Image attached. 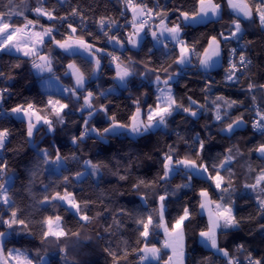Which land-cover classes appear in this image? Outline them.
Returning a JSON list of instances; mask_svg holds the SVG:
<instances>
[{"label":"trees","instance_id":"trees-1","mask_svg":"<svg viewBox=\"0 0 264 264\" xmlns=\"http://www.w3.org/2000/svg\"><path fill=\"white\" fill-rule=\"evenodd\" d=\"M144 1L147 8L153 9L155 31L158 32L157 26L161 24V17L156 13H167L163 25L180 23L181 39L190 49L195 48L190 56L191 63L185 66L176 63L179 57L177 44H173L167 52L150 35V26L142 32L140 46L137 49L130 47L127 37L131 34L132 25H128L125 35L119 38L124 42V46L118 45L114 52L119 60L112 61L107 55L110 52L109 42L104 35L110 28L104 32L98 29L101 18L117 21L125 17L126 21H132V10H127L124 0H0V11L13 13L7 19L15 25L23 24L25 17L37 20V13L33 11L36 7L54 10L56 17L66 19L49 20L40 16L39 24L46 28L53 27L57 39L67 38V33L71 31L68 24H72L77 29L73 34L75 38L83 37L105 49V52L97 54L102 59L95 79L90 75L95 67L93 61L90 63L89 59L78 53L56 50L50 42L43 46L42 53L49 54L53 71H45L38 76L35 75L36 69L32 67L30 57L0 52V71L4 73V76H0V90H8L0 93L4 97L0 101V130L9 131L6 147L2 150L4 158L0 159L6 164L0 171V183L5 184L7 178L12 177L8 186L10 203L0 204V216L8 220L11 212L16 211L18 218L25 220L28 225L26 231H21V225H13V229H8L6 224L0 223V231L9 232L4 240L6 249H27L33 258L39 251L47 260L46 264H114L109 251L115 254L118 264H141L142 253L139 250L147 244L161 249L160 259L147 264H162L169 257V251L163 247L164 234L153 225L145 240L140 236L143 229L137 221L146 219L149 214L153 215L154 222L158 220L159 196L167 190L176 193L169 195L165 201L164 219L169 227L183 214L185 207L191 213L182 226L185 234L184 264H228L229 259L244 260L249 252L254 258H264V229L260 227L264 225V214L256 199L257 192L264 187V181L257 186L256 192L245 187L255 184L264 170V157L256 151L264 144V137L253 132L250 126L252 107H264V89L259 87L264 84V28L255 14L251 20L242 18V38L221 40L220 65L204 71L199 64L209 40L212 36L221 39V32L230 35L231 21L236 18L226 0H214L221 4L217 18L196 25H184L177 9L189 13L198 10L197 0ZM73 9L77 10V15H72ZM114 34L119 35L118 32ZM237 43L245 45V56L250 63L233 84L227 85L228 52ZM71 63H75L84 73L87 80L85 89L95 93L92 100L94 108L107 105L109 115L115 114L122 123H130V117L136 112L135 101H139L142 118L146 122L148 106L156 105V76L162 81L171 76L169 85L177 101L188 107V97H191L196 101L191 105L192 111H196V108L200 111H196L195 117L189 113L174 112L168 118L167 128L160 127L141 137L105 134L106 140H100L96 133H88L83 140L73 144L72 138L79 137L84 131L85 119H89V127L99 129L107 127L110 121L99 111L89 118V109L81 110L86 90H79L77 95H68L63 99V103L69 107L61 113L64 122L58 123L54 110L47 103L48 95L34 91L37 81L49 75L67 87L73 86L71 76L65 74ZM117 63L127 66L132 75L119 91L106 92L116 84ZM17 64L20 66L16 67ZM250 82L256 87L249 92ZM217 97L236 100L238 103L229 108L224 100H217ZM28 103L34 105V110L40 116L53 122L52 131L43 121L37 124L31 137L32 144L27 136L26 121L17 120L10 114L13 107L27 106ZM217 110L221 115L219 121L215 119ZM240 116L244 121L240 127L230 133L221 131ZM197 134L199 139L205 141L203 151L199 148ZM169 145L174 149V159H195L199 153L202 162L209 165L210 172L213 171L212 164L219 165L231 155V161L219 171L224 177L225 187L231 181L229 191L223 195L225 202L231 201L233 215L239 220V226L219 229L217 232L218 245L229 252L228 257L205 248L199 242V232L206 230L208 225L206 216L200 211L199 192L208 189L210 198L220 202L221 193L215 189L213 182L193 176L189 187L176 190L177 185L189 183L182 168L166 180L159 179L163 175V155L169 151ZM37 148L48 150L49 163L44 162L45 158L37 152ZM57 149L59 155L68 159L61 161L59 171L55 172V165L50 161L55 160ZM85 161L106 167H101L96 175H92L91 165L85 167ZM78 172L85 176L78 179ZM65 176L69 178L67 182L64 181ZM120 176L125 179L121 180ZM141 180L145 183L141 184ZM65 190L73 193L78 202L89 201L87 208L81 204V214L88 215L90 220H81L79 214L71 212L59 200H51L56 192L63 195ZM45 195L49 197V202L41 203ZM57 215L62 217L61 224L69 235L61 237L59 241L49 237L42 242L44 226L41 222L48 216ZM138 240L140 243H137ZM239 245H244V250H238ZM62 248L66 251L62 252Z\"/></svg>","mask_w":264,"mask_h":264},{"label":"snow or ice","instance_id":"snow-or-ice-1","mask_svg":"<svg viewBox=\"0 0 264 264\" xmlns=\"http://www.w3.org/2000/svg\"><path fill=\"white\" fill-rule=\"evenodd\" d=\"M126 3L131 7L133 11V20L131 21L134 32L127 37V42L131 44L133 47H137L140 39V34L144 32L145 25L147 24V17L153 14V9L147 8L146 4L135 5L132 0H126ZM198 10L194 9L191 13L188 11H181L177 9L179 12V16L183 17V22L185 24L188 23H203L205 20L209 19L210 16L218 17L220 15L221 4L214 2V0H197ZM227 5L232 12L235 13L236 18L231 21V26L229 28L230 35L226 36L223 32L219 33L221 39H218L217 36H212L208 42V47L204 49L203 58L200 59V65L205 70L210 67L215 66L216 60L213 58H219L221 55V40L227 41L230 39H239L242 38L243 27H242V18L251 20L253 15L255 14L258 19L260 26L264 28V0H252L250 3L249 0H227ZM137 8H139V13H137ZM33 11L37 13V20L27 19L25 17V22L21 25H15L11 23L7 17L12 15L13 13H4L0 11V52H11L13 49L16 52H22L24 56L31 57L39 55V46H44L46 43L50 42L54 44L59 49H62L65 53H75L76 50H82L89 54L91 57L90 63L94 61L95 67L92 69L91 76H95L97 72L100 71L101 67V59L102 57H98V53L105 52V49L97 48L94 43L87 41L83 37L75 38L73 36L74 33L77 32V29L72 26V24H68V28L71 29L69 33H67V38L65 39H57L54 33L53 27L44 28L43 25H40L42 31L35 30L37 24L39 23V17L45 16L49 20H65L66 17H56L53 14V11H47L42 7H36ZM77 10L73 9L72 15H77ZM19 15H23V13H19ZM141 15L144 18L137 20V16ZM156 15L161 17V24H163L164 19L167 18V13H156ZM115 21H111V24H114ZM101 30L104 27V19L101 18L100 21ZM181 25L180 23L173 24L172 27L164 26L163 30L157 35L156 32H152L153 39L157 42H161V38L164 37V33H168L166 39H170L175 41L176 44L180 45L179 49V57L176 60L178 64H187L191 63L190 56L193 52H195V48H189L185 41L181 39ZM239 34V35H238ZM63 35V34H62ZM91 35V33H88ZM104 35L107 37L109 43H115L121 47L124 46V42L119 39L117 36L109 35L108 32H104ZM45 37H48V41L45 40ZM166 46V45H165ZM237 53V49L232 48L229 51V56H235ZM107 55L112 58L113 61H118L119 57L115 56L112 52H107ZM40 63H37L35 60L32 62V67L38 72H52V61L48 56L39 55ZM250 61L247 60L246 56L243 52L239 55V66L237 63L229 60V68L226 70L227 80L238 79L236 73L241 70L242 67H246ZM20 65L17 64L16 67ZM117 72L116 78L121 81L122 84L126 85L127 78L132 75V72L129 70L127 66H122L120 63H117ZM69 69H72V77L74 78V85L66 88L65 91L70 92L72 95H77L79 90H86V77L83 72L75 65V63H71L68 65ZM167 71V69H164ZM66 75L68 73H65ZM0 76H4V73L0 71ZM172 77L169 76L167 80H164L163 83L165 85L164 88H158V92L160 93L156 97V105L153 107L152 105L148 106L147 114H146V122L142 118L143 114L141 112V108L139 106V101H135L137 107L136 112L130 117V123H122L117 120L115 114L109 115V110L107 105H100L99 109H95L92 103L93 98L95 97V93L91 90H86V95L84 96V105L81 110L89 109L88 117L91 118L96 111L103 112L106 118L110 121L107 127L103 129L96 128L94 126L89 127V119H85L83 121L84 131L81 133L79 137H73L72 143L76 144L78 141L83 140L88 133H96V136L100 140H106L105 134L112 135H128L131 137H141L145 134L151 132L153 129H158L161 126L164 128L168 127V118L173 115L175 111L182 110L185 113H189L191 116L195 117L197 115L196 111H192L191 105H194L196 101L192 100L191 97L189 99V106L185 107L183 103L177 101V98L172 94L171 87L169 85V80ZM156 81L160 82V77L156 76ZM256 85L253 83L248 84V90L252 91ZM261 89H264V84L259 85ZM8 90L2 89L0 93L7 92ZM112 89L106 90V92H111ZM106 93H101L100 95H105ZM79 98V97H77ZM4 99L3 95L0 94V101ZM217 100H224V103L229 107H233L238 103L236 100H225L224 97H217ZM253 100L255 97L253 96ZM49 105H52L54 114L57 117L58 123L64 122V117L61 115L64 109L69 107L66 103H61L59 100H52L49 98ZM215 103V101L213 102ZM242 103V102H241ZM11 113L17 115H23L28 120L27 123V136L31 138L33 136L34 129H37V124L43 120L44 124L48 125V130H53V122L43 117L36 115V111L34 110V105L32 103H28L27 106L17 105L11 109ZM227 113H225L226 115ZM35 116L36 123H33L32 117ZM216 120H221V115L219 114V110H217V114L215 116ZM242 116L237 117L232 123L228 124L226 129H221V131H234V125L238 127L241 123H243ZM253 128L261 130L264 133V115H261L260 120L256 121L253 124ZM9 135L8 129L0 130V150L5 149L6 147V137ZM197 140L199 143V148L203 151L205 147V141L199 139V134H197ZM169 151L164 153L162 160V168L163 175L159 176L160 180L168 179L171 174L177 172L181 167L184 170L185 176L189 183L180 184L176 186V190L181 188H187L190 186V182L193 179V176L196 175H204L207 180L213 182L215 189L219 190L221 195L219 197V201L213 200L210 198V193L208 189H201L199 192V196L201 197V201L199 207L203 211H207L208 213V225L206 230H201L199 232V236L201 237V242L206 246H210L212 249H215L218 252L223 253L225 257L229 256V252L220 248L217 240V229H228L235 228L239 226V220L236 216L233 215V209L231 206V201L225 202L224 193L229 191L231 187V181L228 182V186H224V177L220 174L219 169L224 168L227 163H229L232 159L231 155L225 157L224 161H222L219 165L212 164L210 172L209 165L202 162V158L199 153L196 154L195 159H190L185 157L183 160L173 158L174 149L171 145L168 146ZM256 151L261 153L264 156V144H261ZM38 153H43L44 162L49 163V153L47 149H39L37 148ZM231 152V149H229ZM68 157L59 155V149H57V155L55 160H51L50 162L57 167L60 166L61 161H66ZM197 161H201L198 163ZM85 164L91 165V174L96 175L101 167H106V165H102L100 163H92L91 161H85ZM6 167V164L0 162V171ZM77 176L83 175V173H76ZM121 180L125 179L124 176L119 177ZM68 177H64V181H68ZM261 181H264V170L261 171V175L257 178V182L251 185H245L246 188H251L254 192L257 191V186L261 184ZM141 184L145 183L144 181H140ZM175 191L169 193L165 190L163 195L159 196V218L154 222L153 215L149 214L147 218H141L137 221L139 225L142 226V231L140 232V236L147 240L150 235V226L155 228H162L164 231V235L166 237L163 247L170 248L172 250V256L168 257L167 264H173V260L175 259L176 264H184V229L183 225L186 220L189 219L191 213L187 207L184 208L183 214L179 216L174 223L169 225L165 222L164 219V211H165V201L169 195H175ZM0 196L3 198V203L9 204L10 197L8 196V189H6L3 183H0ZM257 203L259 205V209L262 214H264V187H261L257 192ZM51 200H59L65 202L68 205V208L74 209L77 214L80 215L81 220L88 221L91 218L86 214H81V204H83L84 208H87L89 201H81L78 202L73 193L65 190L64 194L61 195L59 192H56ZM49 202V197L47 195L44 196L41 203ZM211 205H215V207H211ZM154 211H156L154 209ZM99 215V214H98ZM62 217L57 215L55 217L48 216L41 223L44 226L41 232V241L48 239L49 237L55 238L57 241L60 240L61 237H65L69 235V232L65 231L64 227L61 224ZM0 223L6 224L8 229H13V225H21L23 226L21 231H26L28 229V225L23 219H19L16 211L11 212V216L8 220H4L3 216H0ZM261 229H264V225L260 226ZM72 235H78V233H71ZM9 235L7 231H0V264H34V259L36 264H44V257L40 255L39 251L36 252L35 258H33L27 249L21 250L19 248H7L5 247L4 240L5 237ZM137 243H140L138 240ZM238 250H244V245H239ZM62 252L66 251L65 249H61ZM106 251H109L106 249ZM139 251L142 252L140 257L141 264H144L146 261L151 260H159L161 249L156 247L155 245L149 247L145 244L143 249ZM109 255L113 256L114 264H118L116 260V256L114 253L109 251ZM245 259L248 261V264H264V258H254L252 254L249 252ZM228 264H239V261L229 259Z\"/></svg>","mask_w":264,"mask_h":264},{"label":"built area","instance_id":"built-area-1","mask_svg":"<svg viewBox=\"0 0 264 264\" xmlns=\"http://www.w3.org/2000/svg\"><path fill=\"white\" fill-rule=\"evenodd\" d=\"M124 1H125V5H126V7H127V10L130 12V11L132 10L131 7L126 3V0H124ZM132 2H133V4H135V5H140V4H142V3L145 4V1H144V0H132ZM137 9L139 10V8H137ZM139 11H140V10H139ZM142 18H144V17L141 16L140 19H142ZM152 19H153V14H152L151 16L147 17V21H148V22H147V24L145 25V27L148 28V27L150 26V28H152V29H151V30H152L151 32L154 31V32L157 33V35H159L158 32L155 31V29H154V25H153V23H152ZM24 22H25V20H24ZM110 22H111L110 20H107V19L104 20V27H103V30H101V26H100L99 29H98V31H100V32H104L105 29L110 28L108 34H109V35H113V36H117L118 38H120V36L125 35V32H126V31H125V28H127L128 25H132V24H131V21H129V20L126 21V18H125V17H122L120 20L115 21L114 24H111V25H110ZM36 28H40V24H39V23L37 24ZM36 28H35V29H36ZM44 28H46V27H44ZM115 32H118L119 35H115V34H114ZM149 34H150V33H149ZM150 35L152 36V33H151ZM154 41H155V40H154ZM155 42H156V41H155ZM156 43H157V42H156ZM157 44H161V45L167 50V52H169V51L172 49L174 43H173L170 39L161 38V42H160V43H157ZM165 45H166V46H165ZM177 45H178V44H177ZM108 47H109V49H110V52L114 53V52L117 51L118 45L115 44V43H109ZM232 48L237 49V53H236L235 56H231V57H230V56H229V52H228L227 63H226L227 69L229 68V60H230V59H231L232 62L237 63L238 67H240V66H239V55H240L241 52H243V54L245 55V51H246L245 45H244L243 43H237V44H236L234 47H232ZM232 48H230V49H232ZM230 49H229V51H230ZM111 60H112V59H111ZM112 61H113V60H112ZM245 68H246V67H242L241 70L238 71V72L236 73V76H237V77L241 76ZM226 75H227V72H226ZM235 80H236L235 78H234L233 80H227L226 77H225V81H226V84H227V85H231V84H233V82H234ZM252 91H253V90H252ZM249 92H250V91H249ZM196 111H200V110L196 108ZM175 112H182L183 114L185 113V112H183L182 110H179V109H178L177 111H175ZM261 115H264V107H261L260 105H254V106L252 107V111H251L250 126H251L253 132H255V133L258 134V135H262V136L264 137V133H262L261 130H258V129L253 128V124H254L256 121L260 120ZM7 139H8V136L6 137V141H7ZM3 158H4V156H3L2 150H0V159H3ZM236 260L239 261V264H248V261H247L246 259H244V260H241V259H235L234 261H236Z\"/></svg>","mask_w":264,"mask_h":264},{"label":"rangeland","instance_id":"rangeland-1","mask_svg":"<svg viewBox=\"0 0 264 264\" xmlns=\"http://www.w3.org/2000/svg\"><path fill=\"white\" fill-rule=\"evenodd\" d=\"M138 13V12H137ZM132 15H133V13H132ZM42 17H44V18H46L47 19V17H45V16H42ZM133 17V16H132ZM215 18H217V17H214V16H210L209 17V19H207V20H205L203 23H205L206 21H208V20H211V19H215ZM182 19H183V17H182ZM132 20H133V18H132ZM137 20H138V17H137ZM184 23V22H183ZM203 23H199V22H197V23H188V24H192V25H196V24H203ZM184 25H187V24H185L184 23ZM164 26H166V25H163V24H160V25H158L157 26V30H158V32H159V34H160V32L163 30V27ZM167 27H172V26H167ZM35 30H37V31H42V29L41 28H36ZM134 32V29H132V32H131V34ZM180 35H181V33H180ZM168 36V33H164V37H167ZM164 37H162V38H164ZM49 38L48 37H45V40L47 41ZM172 41V40H171ZM141 42H142V38H141V36H140V39H139V43H138V46L137 47H133L131 44H129V46L130 47H132V48H134V49H137L139 46H140V44H141ZM173 43L174 44H176V42L175 41H173ZM40 50H39V55H45V56H48L49 57V59H50V56H49V54H43L42 53V48H43V46H37ZM56 50H59V51H63L62 49H59L58 47H56L55 45L53 46ZM97 47V46H96ZM97 48H99V47H97ZM178 49H180V45H178ZM12 51H15L14 49L12 50ZM80 52V51H79ZM17 54H20V55H22V56H24L23 55V53L22 52H17ZM39 55H37V56H31L30 58L32 59V61L33 60H35L37 63H40L41 61L39 60ZM26 57V56H25ZM202 58H203V55H202ZM215 60V59H214ZM221 62V61H220ZM189 63H187V64H181L182 66H185V65H188ZM220 65V64H219ZM214 67V66H213ZM212 67H210L209 69H211ZM115 70H116V72H117V67L115 66ZM47 77H49V78H53V79H56L55 77H52V76H47ZM98 77V72L96 73V75L95 76H92V78L93 79H95V78H97ZM59 83H61L58 79H56ZM115 82H116V84L115 85H113V86H111V87H109L108 89H112V91L110 92V93H115V92H117V91H119V89H122L123 87H124V85L125 84H122L121 83V81H119V79L118 78H116L115 77ZM62 84V83H61ZM73 84V83H72ZM62 85H64V84H62ZM86 85H87V80H86ZM86 85H85V87H86ZM154 85H155V91L156 92H158V88H164L165 87V85H164V83H163V81L161 80V78H160V82L158 83L157 81H156V79H155V81H154ZM159 85V86H158ZM65 87H67L66 85H64ZM171 87V86H170ZM67 88H69V87H67ZM50 90H52V91H54V90H56V89H53V88H51ZM171 90H172V88H171ZM159 93V92H158ZM62 99H64L65 97H67L68 95H72L70 92H68V91H65V92H62ZM26 107V106H25ZM36 115H37V113H36ZM19 117H21L24 121H26V123H28V120H27V118L26 117H23V115L21 114V115H18ZM35 120V116H33L32 117V121H34ZM242 124H240L238 127H240ZM162 127V126H161ZM235 128H237L235 125H234V129ZM153 130H155V129H153ZM152 130V131H153ZM225 132H227V133H230V132H228V131H226L225 130ZM29 141H30V143L32 144V142H31V138H29ZM59 167H56V169H58ZM182 168V167H181ZM173 174H171V176H172ZM85 176V174H83V175H81V176H78V179H81V178H83ZM170 176V177H171ZM196 176H198V177H202V178H205L206 176H207V174H204V175H196ZM169 177V178H170ZM206 179V178H205ZM67 209H69L71 212H73L74 214H77L76 212H75V210L74 209H70V208H68V205L65 203V202H62V201H60ZM159 204H160V202H159ZM211 207H215V205H211ZM200 211H201V213H203L205 216H206V218H207V221H208V213H207V211H203V210H201L200 209ZM158 214H159V207H158ZM165 218V217H164ZM229 229V228H228ZM160 231L164 234V231H163V229L162 228H160ZM219 231V229H217V232ZM6 238V237H5ZM165 239H166V237H165V235H164V241H165ZM199 242L205 247V248H207V249H209V250H212V251H216L215 249H212L210 246H206L204 243H202L201 242V237L199 236ZM144 248V247H143ZM165 249H167L168 251H169V256H172V250L170 249V248H165ZM142 253V252H141ZM157 260H151V261H146V262H144V264H147V263H149V262H156ZM167 262H168V259L165 261V262H163L162 264H167ZM47 263V260L46 259H44V264H46ZM173 264H176V261H175V259L173 260Z\"/></svg>","mask_w":264,"mask_h":264},{"label":"crops","instance_id":"crops-1","mask_svg":"<svg viewBox=\"0 0 264 264\" xmlns=\"http://www.w3.org/2000/svg\"><path fill=\"white\" fill-rule=\"evenodd\" d=\"M137 12L139 13V11L137 10ZM132 13H133V11L131 12V19L133 18L132 16ZM138 17V20L140 19V15H138L137 16ZM132 32V31H131ZM140 36H141V38H142V33L140 34ZM127 44H128V42H127ZM129 45V44H128ZM80 51V52H79ZM178 51H179V49H178ZM11 54H17V52L16 51H11L10 52ZM75 53H78V54H81L82 56H84L85 58H87V59H89V60H91V57H89V54L88 53H86V52H83L82 50H76L75 51ZM18 55H20V54H18ZM43 56H45V55H43ZM39 58V57H38ZM213 59H215L216 60V63H215V66L214 67H212L211 69H207V70H213V69H215V68H217L218 66H219V64H220V61H221V55H220V57L219 58H213ZM94 62V61H93ZM95 65V64H94ZM199 67H200V69L201 70H204V71H207V70H205L204 68H202L201 67V65L199 64ZM47 72V71H46ZM45 73V71L44 72H38V70H35V75H42V74H44ZM67 73H68V75H70L71 76V79H72V83H73V85H74V83H75V81H74V78L72 77V69H69L68 68V66H67ZM51 88H53V89H56V90H54V91H52V90H50ZM67 87H65L64 85H62L61 83H59L56 79H53V78H49V77H43V78H41V79H39L38 81H37V83H36V85H35V87H34V91H36L37 93H39V94H41V93H43V94H47L48 95V100H49V98H51L52 100H59V101H61V103H63V99H62V92H65V89H66ZM160 93H158L157 92V96L159 95ZM49 105V104H48ZM49 107L53 110V107H52V105H49ZM37 113V112H36ZM11 114V116L12 117H14V118H16L17 120H23L21 117H19L17 114H13V113H10ZM37 115H39L38 113H37ZM40 116V115H39ZM42 117V116H41ZM44 118V117H43ZM45 119V118H44ZM43 120H41L40 122H42ZM33 123H36V118H35V120L33 121ZM42 157H44L43 156V153H39ZM258 154L259 155H261V153H259L258 152ZM262 156V155H261ZM264 157V156H263ZM56 165L54 166V169H55V172H58L59 171V169H60V166H59V168L58 169H56ZM85 167H89V165L88 164H85ZM11 181H12V177H9V178H7V180H6V182H5V187H6V189H8V186L10 185V183H11ZM0 204H3V205H8V204H5V203H3V198H2V196H0Z\"/></svg>","mask_w":264,"mask_h":264},{"label":"water","instance_id":"water-1","mask_svg":"<svg viewBox=\"0 0 264 264\" xmlns=\"http://www.w3.org/2000/svg\"><path fill=\"white\" fill-rule=\"evenodd\" d=\"M226 3H227V0H226Z\"/></svg>","mask_w":264,"mask_h":264}]
</instances>
